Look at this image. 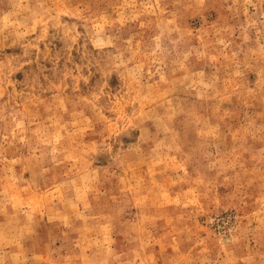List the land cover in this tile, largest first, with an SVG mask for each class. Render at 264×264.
Masks as SVG:
<instances>
[{
    "label": "rangeland",
    "instance_id": "374dc122",
    "mask_svg": "<svg viewBox=\"0 0 264 264\" xmlns=\"http://www.w3.org/2000/svg\"><path fill=\"white\" fill-rule=\"evenodd\" d=\"M0 264H264V0H0Z\"/></svg>",
    "mask_w": 264,
    "mask_h": 264
}]
</instances>
